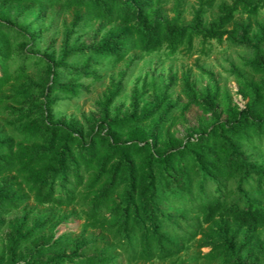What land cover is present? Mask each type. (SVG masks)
Returning a JSON list of instances; mask_svg holds the SVG:
<instances>
[{
	"label": "trees",
	"instance_id": "obj_1",
	"mask_svg": "<svg viewBox=\"0 0 264 264\" xmlns=\"http://www.w3.org/2000/svg\"><path fill=\"white\" fill-rule=\"evenodd\" d=\"M6 1L59 4L72 10V16L55 54L36 49L43 29L31 31V25L0 13V106L10 116L5 121L9 133L0 130V231L5 224L1 216L19 208L25 198L40 205L84 202L86 226L109 231L139 260H166L195 236L186 217L194 213L197 225L208 224L211 238L202 246L210 245L213 260L247 264V232L264 227V164L246 150L264 147V19L238 23L235 16H255L258 3L198 0L192 21L183 24L178 15L162 18L151 10L162 0ZM213 7L217 13L203 21ZM89 19L122 26L108 29L99 40H71L77 26ZM195 37L203 43L227 37L251 50L242 66L259 80L236 72L238 92L246 102L227 105L224 119L212 118L195 133L177 136L173 120L168 122L169 110L157 114L162 100L140 107L136 88L131 110L110 116L121 89L113 81L97 101L101 114L88 135L53 115L60 98L88 89L80 77H96L93 66L121 62L132 50L149 53L166 47L175 52L190 47ZM30 64L41 65L47 79L32 83ZM59 69L67 73L66 80ZM183 84L189 103L203 112L216 111V91L197 92L188 75ZM173 207L181 212L171 215ZM26 216L9 224L0 244V264H108L107 256L83 255L79 247L68 253L59 249L47 259L32 253L18 258L17 250L31 235L30 229L24 230ZM59 240L49 238L34 247L45 253Z\"/></svg>",
	"mask_w": 264,
	"mask_h": 264
},
{
	"label": "rangeland",
	"instance_id": "obj_2",
	"mask_svg": "<svg viewBox=\"0 0 264 264\" xmlns=\"http://www.w3.org/2000/svg\"><path fill=\"white\" fill-rule=\"evenodd\" d=\"M220 1L230 2L231 0H215V3ZM253 1L259 5L257 14L249 16L238 13L235 16L236 22L253 23L264 19V0ZM197 5L198 0H162L159 5H152L151 10L162 18H173L178 15L181 23L188 24L193 19V12ZM3 12L17 24L31 25V31L44 30L36 39L38 53L47 51L58 54L64 43V26L70 22L72 10L59 4L26 5L0 0V13ZM216 13L215 7L209 8L202 16V20L207 21ZM116 26H122V24H103L89 19L77 26L71 40H99L108 29ZM229 28H232V25ZM19 43L21 40L16 44ZM250 56L249 48L236 44L227 37L221 41L211 39L204 43L200 37H195L190 47L182 46L175 52H170L166 47L149 53L132 50L121 62L93 66L96 77H80V81L88 89L81 88L79 94L74 97L60 98L52 112L57 119L77 124L83 129L84 134L88 135L101 114L97 101L102 98L112 81L119 82L120 93L111 104L110 116L123 115L131 110V96L133 89L136 88L140 107L150 106L162 100L161 109L157 114L163 110H169L168 122L169 120L174 122L172 130L177 136L183 137L189 133H195L199 127L206 126L212 118L224 119L227 105L243 106L246 99L242 98L238 92L239 83L236 72H241L247 78L259 80L258 76L252 75L242 66L243 60ZM59 72L63 80L68 78L67 73L62 69H59ZM28 74L32 83L37 85L47 79L41 65L30 64ZM186 75L189 76L197 92L203 93L207 90L217 92L215 112H203L199 105L188 102L183 84ZM171 80L174 82L171 83ZM198 99L201 101V96H198ZM9 117L0 106L2 134L9 133L5 123ZM246 150L253 153V158L258 163L264 164V147L247 146ZM85 207L84 202L64 206L40 205L32 198H25L19 208L1 216L5 224L0 231V244L10 230L9 224L27 215L24 230L30 229L31 235L29 240L22 243L17 250L18 258H24L32 253L37 254L40 259H47L56 255L59 249L68 253L79 247L78 251L83 255L107 256L110 259L108 264H228L210 257L208 254L210 245L202 246L204 241H209L211 238L208 224L201 221L197 225L194 213H186V217L191 219L190 224L196 233L189 241L184 242L181 252L166 260L154 258L146 261L132 256L109 231L86 226ZM180 212V208L177 207L170 209V214L174 216ZM247 233L250 236V242L243 252L245 263L250 264L256 261L257 264H264V227ZM56 237H60L59 245L47 248L45 253H42L41 248L34 247V244H46L49 238Z\"/></svg>",
	"mask_w": 264,
	"mask_h": 264
}]
</instances>
